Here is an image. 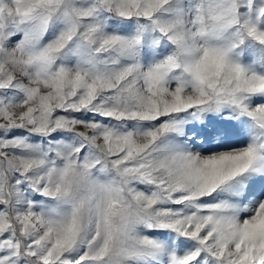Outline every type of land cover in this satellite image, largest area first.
Segmentation results:
<instances>
[{"label": "snow or ice", "instance_id": "1", "mask_svg": "<svg viewBox=\"0 0 264 264\" xmlns=\"http://www.w3.org/2000/svg\"><path fill=\"white\" fill-rule=\"evenodd\" d=\"M0 264H264V0H0Z\"/></svg>", "mask_w": 264, "mask_h": 264}]
</instances>
